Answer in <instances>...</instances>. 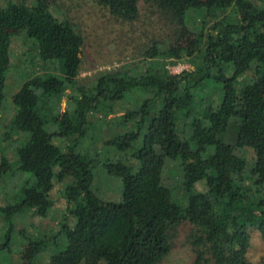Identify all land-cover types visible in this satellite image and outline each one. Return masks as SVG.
I'll return each mask as SVG.
<instances>
[{"label": "trees", "instance_id": "16d2710c", "mask_svg": "<svg viewBox=\"0 0 264 264\" xmlns=\"http://www.w3.org/2000/svg\"><path fill=\"white\" fill-rule=\"evenodd\" d=\"M99 1L150 36L136 47L141 60L84 84L77 79L83 37L47 0L0 8V110L11 32L23 34L39 65L11 93L15 112L0 130L21 183L14 202L1 208L6 221L27 210L46 216L52 178L61 180L67 164L71 182L60 193L65 213L57 229L40 237L20 232L32 257L48 245L52 264H159L182 233L191 264H264V247L257 263L247 257L250 232L264 240V0ZM188 25L191 41L168 46ZM176 59L188 67L175 74L166 65ZM57 60L61 76L51 72ZM97 113L109 132L125 131L102 141L106 156L76 152ZM226 133L232 141L220 136ZM53 138L74 143L62 149ZM248 147L254 158L245 157ZM97 164L116 182L118 201L96 195ZM165 168L172 172L166 181ZM12 228L1 235L0 254L9 250Z\"/></svg>", "mask_w": 264, "mask_h": 264}, {"label": "rangeland", "instance_id": "374dc122", "mask_svg": "<svg viewBox=\"0 0 264 264\" xmlns=\"http://www.w3.org/2000/svg\"><path fill=\"white\" fill-rule=\"evenodd\" d=\"M16 0H0V8H5L11 5ZM49 11L59 20L68 21L83 37V45L81 48V63L78 71V81L80 83H88L93 79V75L99 71L107 70L119 65H127L136 60H141L138 55L136 47L140 46L141 42H144L146 37L137 31L138 25L127 24L120 22V20L111 16L106 7L99 0H47ZM210 13V12H208ZM211 14V13H210ZM216 14V12L212 13ZM157 23V22H156ZM139 24V22H137ZM158 27V23H157ZM146 30H150V27L145 26ZM170 30L162 32L164 35L169 34ZM193 29L190 25L181 29L180 32L175 33L176 36L169 40L168 46L178 47L187 45L193 38ZM150 32V31H149ZM155 29L153 28V31ZM139 36V37H138ZM169 36V37H170ZM8 44L6 46V59H4L6 67V77L4 84V98L2 107L0 110V130L6 125H11V120L15 112L13 105L9 101V97L20 84L26 80L29 76H32L38 68V59L33 58L30 55V48L26 43V38L23 34L11 32L8 37ZM51 67L54 69L51 71L57 76L62 75V68L60 61L51 62ZM167 69L171 73H179L182 69L188 67L186 62L176 59L174 63L167 64ZM205 99V98H204ZM63 101V100H62ZM136 102V101H135ZM62 104V102H61ZM206 105V102H204ZM103 116L97 113L93 120L94 124L85 133V136L78 139L74 150L82 154H97L106 156L109 154L108 147L102 144V141L114 136L112 133L120 134L125 131H118L122 129L116 127L112 132L109 121L104 123L101 121ZM112 124V123H111ZM107 126V127H106ZM114 128V127H113ZM13 130V129H12ZM226 142L232 141L229 133L221 135ZM12 138L14 136H11ZM67 142L74 143L73 140H63L62 138H53V143L64 149L67 146ZM204 147V144L201 145ZM107 148V149H106ZM115 157L121 158L118 152H113ZM11 143L7 141L0 142V239L4 231L7 230L9 223H13V228L9 236L8 249L0 254V264H22V258L26 257L29 260H24L23 263L31 264H52L48 257V252L51 250L46 245L43 250L35 253L32 257L34 247L26 242L25 237L42 236L43 234L52 233L57 229L58 222L65 213V202L61 198L60 193L62 188L71 182V174L67 164L63 167L64 175L61 180L52 178V188L48 194V198L52 200V205L46 216L39 217L32 215L29 211H24L16 218V216H10L9 221H6L4 214L1 212V208L9 203L14 202L13 195L18 193V188L21 183L20 180L13 177L14 170L13 154ZM245 157L250 159L254 158V151L248 147L245 149ZM100 165H96L94 172L92 187L98 197L102 199H109L118 201L120 198L119 189L116 182L109 178ZM172 168V166H170ZM172 172L165 168L163 171V178L166 181L167 175H171ZM24 174V173H20ZM168 180V179H167ZM196 187L204 191L205 187L202 181L198 182ZM31 223L32 226L29 225ZM22 232L23 236L20 235ZM34 233H36L34 235ZM47 233V234H48ZM181 233V230H180ZM182 234V233H181ZM179 235L173 245L172 250L159 264H191L193 254L188 244L184 241L182 235ZM65 242L60 243V247L64 246ZM264 240L260 238L257 232H250V245L247 250V257L258 262L261 254L263 253ZM20 257H22L20 259ZM25 258V259H26ZM80 264H99L94 262L91 258L85 259Z\"/></svg>", "mask_w": 264, "mask_h": 264}]
</instances>
